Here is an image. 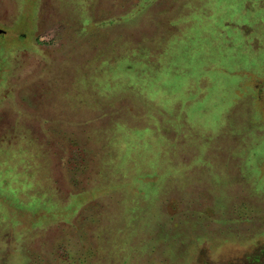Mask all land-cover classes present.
I'll return each mask as SVG.
<instances>
[{
	"label": "rangeland",
	"instance_id": "rangeland-1",
	"mask_svg": "<svg viewBox=\"0 0 264 264\" xmlns=\"http://www.w3.org/2000/svg\"><path fill=\"white\" fill-rule=\"evenodd\" d=\"M0 264H264V0H0Z\"/></svg>",
	"mask_w": 264,
	"mask_h": 264
},
{
	"label": "water",
	"instance_id": "water-1",
	"mask_svg": "<svg viewBox=\"0 0 264 264\" xmlns=\"http://www.w3.org/2000/svg\"><path fill=\"white\" fill-rule=\"evenodd\" d=\"M6 30L0 28V34H4Z\"/></svg>",
	"mask_w": 264,
	"mask_h": 264
}]
</instances>
